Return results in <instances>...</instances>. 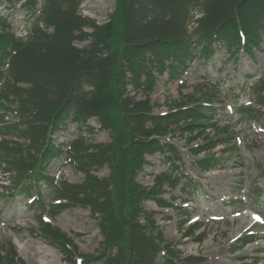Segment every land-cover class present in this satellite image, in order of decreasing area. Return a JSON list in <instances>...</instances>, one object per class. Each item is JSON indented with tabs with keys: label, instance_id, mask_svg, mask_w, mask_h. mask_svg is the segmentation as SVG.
<instances>
[{
	"label": "trees",
	"instance_id": "trees-1",
	"mask_svg": "<svg viewBox=\"0 0 264 264\" xmlns=\"http://www.w3.org/2000/svg\"><path fill=\"white\" fill-rule=\"evenodd\" d=\"M16 1H22L21 8L29 16L28 33L17 36L6 19L0 18V163L14 189L24 194L33 191L30 207L42 210L41 188L49 187V199L59 201L49 205L51 216L72 206L99 215L102 250L97 256L83 255L80 264H155L163 248L165 262L173 264L170 256L174 253L162 245L151 217L145 215L143 223L138 221L144 214V200L169 206L156 195L164 183L174 187L182 180L174 170L175 161L180 160L178 151L156 136L166 135L171 125L180 122L190 136L213 126L215 135L205 136L204 144L192 150L198 154L210 151L216 140L230 133L227 126L209 124L214 108L203 100L212 93H204L198 104L181 108L191 98L171 112L152 115L147 96L154 85L153 70L159 74L168 70L172 77L195 59L207 65L220 50L230 56L239 50L252 56L264 38V0H115L113 13L103 24L82 16L79 0ZM195 8L201 16L189 29ZM87 39L82 48L73 45L75 40ZM129 87L146 98L136 100ZM251 95L264 106V73L252 86ZM238 110L264 122V112L249 107ZM8 113L19 121L6 123L3 116ZM91 117H97L110 132L109 143H89L82 136V132L92 133L84 126ZM70 121L79 124L75 138L67 148L53 143L51 135ZM14 136L28 142L6 138ZM156 152L164 155L173 171L157 175L155 185L146 188L135 178L147 164L145 155ZM59 157L84 174L81 183L49 176L46 168ZM218 162L210 155L195 164L205 170ZM105 166L108 176L94 174ZM183 184L193 188L188 180ZM37 219L38 233L76 264L78 253L71 240L40 216ZM252 240L248 236L240 246ZM2 252L0 262L12 264L16 257L12 245ZM192 263L188 258L177 264Z\"/></svg>",
	"mask_w": 264,
	"mask_h": 264
},
{
	"label": "rangeland",
	"instance_id": "rangeland-1",
	"mask_svg": "<svg viewBox=\"0 0 264 264\" xmlns=\"http://www.w3.org/2000/svg\"><path fill=\"white\" fill-rule=\"evenodd\" d=\"M18 7L19 4H16V9L6 10L3 3L0 15L7 16L13 30L23 34L26 33L28 20ZM113 9L114 0H80V12L98 23L108 20ZM74 44L81 48L87 41H76ZM263 67L264 42L254 50L253 58L242 52L229 57L228 52L221 51L207 67L201 61H195L174 79H170L167 72L162 75L155 73V85L150 94L153 113H164L169 106L185 97L192 94L198 97L202 91L210 90L215 94L210 98L217 112L214 121L230 124L233 132V141L226 146L217 145L212 150L223 157V168L210 171H200L192 163L196 157L190 148L201 144V137L193 139L185 131L173 130L172 127L164 137L180 151L179 175L196 180L197 186L193 190H184L180 183L169 190L164 185L161 197L173 206L162 208L154 200H147L143 202V207L145 213L152 214L155 225L180 259L196 257L199 264H264V127L235 114L239 104L249 103L248 88ZM136 97L143 98L140 93ZM88 123L94 129L91 136L86 135L89 142L110 141L109 132L99 128L96 118L89 119ZM76 127V122H71L68 129L52 137L57 142H68ZM206 133L212 135L209 128ZM202 155L204 152L199 154ZM147 160L148 164L136 180L149 187L154 183V176L164 171L168 164L159 154L147 156ZM48 172L72 183L83 180V174L63 160L52 163ZM96 173L107 176L108 167ZM8 177L0 163V244L12 241L24 264H69L57 249L48 245L37 233L29 231L37 228L34 212L28 207L32 193L5 195L13 192ZM47 193L45 189L42 195ZM254 213L260 214V221L254 220ZM195 219L197 221H193ZM48 220L72 239L81 254L96 255L101 251L98 218L87 208L73 206ZM183 220L186 223L179 228ZM140 221H143L142 217ZM193 223L197 226L196 230L185 236L183 229ZM247 233L256 234L257 240L237 248V240Z\"/></svg>",
	"mask_w": 264,
	"mask_h": 264
}]
</instances>
